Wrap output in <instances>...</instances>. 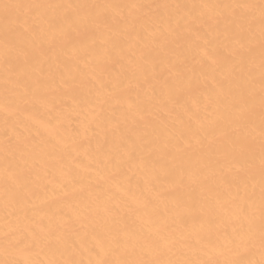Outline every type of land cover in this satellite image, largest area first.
<instances>
[{"label":"bare ground","instance_id":"bare-ground-1","mask_svg":"<svg viewBox=\"0 0 264 264\" xmlns=\"http://www.w3.org/2000/svg\"><path fill=\"white\" fill-rule=\"evenodd\" d=\"M7 2L101 7L19 10L38 28L9 35L7 58L0 18V264L237 258L239 206L259 203L261 37L258 9L249 24L225 6L260 0ZM94 16L111 23L93 35ZM250 97L255 123L234 131Z\"/></svg>","mask_w":264,"mask_h":264},{"label":"snow or ice","instance_id":"snow-or-ice-1","mask_svg":"<svg viewBox=\"0 0 264 264\" xmlns=\"http://www.w3.org/2000/svg\"><path fill=\"white\" fill-rule=\"evenodd\" d=\"M43 7H63L66 9H80V8H96L101 7L98 5H41V4H23V3H9L7 0H0V18L3 19L5 25V38H6V52L5 56L7 58V44L8 36L16 33L23 34L25 31H32L38 28V24H28L27 14L20 15L18 14L19 10L27 9L29 12L39 16V10ZM103 7H118L114 5H104ZM133 8H142L143 5H132ZM160 7V6H157ZM176 7H180L176 5ZM233 9L243 10L247 16L248 23L251 24L255 21V11L259 10V21H260V43H261V82H260V98H259V154H260V192H259V203L257 205L255 194L248 196L246 201L242 206H239L240 217L243 218L244 223L241 224L240 229L238 230V235H234L228 244L231 246V249L234 250L235 256L237 258L226 260L223 264H264V0H260V3H243L236 4L231 6ZM23 21V23H21ZM50 27L56 23L55 17H50L46 21ZM67 23V18H65ZM111 23L109 17H100L94 16L89 17L87 23L83 25L84 31H90L95 34V32L103 30L108 27ZM74 27L72 31H63L62 35L65 39H71L72 32L81 31V25L79 23L73 22ZM27 55V53H25ZM256 117V101L253 98L247 99L243 104L239 105L236 108L235 118H234V131L237 129H242L245 127L250 128L255 123ZM222 134H227L222 130ZM241 146L244 144H251L254 142L255 137L252 135V132L247 133L241 132L238 137L235 138ZM234 159L237 157L234 156ZM252 163V155H245L240 153L238 158V170L243 171L246 167L250 166ZM233 179L226 178L225 183L231 184ZM257 210L259 211L258 217V228H257ZM258 236L259 246H260V260L256 261L251 258H246L249 253L252 252L254 244ZM32 244L37 243V240L33 238L31 241ZM172 242L167 238H160L153 242V249L160 253L164 254L171 251ZM131 255V253H128ZM10 264V262H8ZM27 264H37L35 261H29ZM43 264V262H41ZM47 264H76L75 261L67 260H49ZM97 264H192L189 261H180L172 259H129L127 256H124L121 259L112 260V261H98ZM201 264H213L212 261H204Z\"/></svg>","mask_w":264,"mask_h":264}]
</instances>
